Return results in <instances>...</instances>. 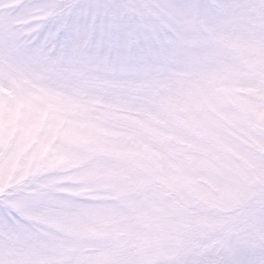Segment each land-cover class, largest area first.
<instances>
[{
  "label": "clouds",
  "instance_id": "obj_1",
  "mask_svg": "<svg viewBox=\"0 0 264 264\" xmlns=\"http://www.w3.org/2000/svg\"><path fill=\"white\" fill-rule=\"evenodd\" d=\"M0 264H264V0H0Z\"/></svg>",
  "mask_w": 264,
  "mask_h": 264
}]
</instances>
